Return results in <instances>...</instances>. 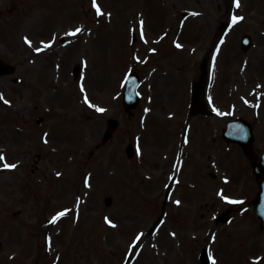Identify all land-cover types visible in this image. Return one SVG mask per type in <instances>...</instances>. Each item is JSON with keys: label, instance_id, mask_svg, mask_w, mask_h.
I'll return each instance as SVG.
<instances>
[{"label": "rangeland", "instance_id": "1", "mask_svg": "<svg viewBox=\"0 0 264 264\" xmlns=\"http://www.w3.org/2000/svg\"><path fill=\"white\" fill-rule=\"evenodd\" d=\"M52 4L37 22L29 3L11 25L0 15V58L16 68L0 78V264H200L202 249L211 264H264L257 218L236 211L258 191L250 164L222 139L241 118L264 152V0H96L101 15L93 0ZM203 62L213 114L190 116ZM133 70L141 103L127 119ZM109 118L120 126L95 150Z\"/></svg>", "mask_w": 264, "mask_h": 264}, {"label": "water", "instance_id": "2", "mask_svg": "<svg viewBox=\"0 0 264 264\" xmlns=\"http://www.w3.org/2000/svg\"><path fill=\"white\" fill-rule=\"evenodd\" d=\"M242 42L245 45L244 49H247L249 47V38L244 37ZM0 69H2L0 70V73L6 74L9 67L2 65L0 66ZM129 80L134 82L133 77H129ZM205 83H206L205 75L203 74L199 82L194 84L192 87V111H194V113L200 111L201 113L206 114L205 105L203 102V89ZM127 89L129 90L130 87L128 86ZM133 89L134 86L125 96L124 102L126 105L134 106L136 103L135 102L132 104V102L134 101V97L132 94ZM108 124H109V129H114V127L116 126V122L114 121H109ZM109 135H110V130L105 135L104 140H107ZM223 138L229 142L238 144L242 148L243 153L251 158L253 173L260 188L257 198L252 202L253 211L255 215L260 219V228L261 230L264 231V155L261 157L260 163L257 164L256 158L253 156L251 149L254 140L251 133V127L243 120L239 119L229 123L227 125V129L223 131ZM127 153L128 156L130 157L131 156L130 150L127 151ZM105 203L107 206H109L111 200L105 199ZM220 219L221 220L225 219V217L222 216V218ZM200 260H201V264H208L207 255L205 251L202 252L200 256Z\"/></svg>", "mask_w": 264, "mask_h": 264}, {"label": "flooded vegetation", "instance_id": "3", "mask_svg": "<svg viewBox=\"0 0 264 264\" xmlns=\"http://www.w3.org/2000/svg\"><path fill=\"white\" fill-rule=\"evenodd\" d=\"M51 3V0H49ZM44 2L45 0H0V7L2 6L3 3H6V11L10 14L14 13H20V12H25V4L29 3L30 5L38 4L39 7H37L36 10L33 11V16L32 19L37 17L39 14H43L45 12V7H44ZM2 8H0V15L3 14V11H1ZM43 17V16H42ZM1 36L2 34L0 33V43H1ZM1 61V58H0ZM2 240H5V238H2ZM2 244L0 243V250H1Z\"/></svg>", "mask_w": 264, "mask_h": 264}, {"label": "snow or ice", "instance_id": "4", "mask_svg": "<svg viewBox=\"0 0 264 264\" xmlns=\"http://www.w3.org/2000/svg\"><path fill=\"white\" fill-rule=\"evenodd\" d=\"M93 4H94V7H96L97 14H98V15H101L102 13H101V10H100L99 6L96 4V0H93ZM236 7H237V8L240 7V0H236ZM191 15H198V13H192ZM243 19H244L243 17H237V16H234V17H233V22L236 23V22H239V21H241V20H243ZM141 25H143V21H141ZM80 31H81L80 28H77V29H76V32H77V33L80 32ZM73 34H74V33H73ZM26 43H30V42L26 40ZM49 46H50V45H45V47H49ZM178 46H179V45H178ZM40 50H42V49H38L37 51H40ZM0 100H3V97H2V96H0ZM4 102H5V103H8L7 101H4ZM97 110H98V111H101V112L104 111L103 109H97ZM185 142H187V140H186ZM4 159H5V157H4L2 154H0V161H4ZM3 167H4L5 169H14V168L16 167V165H10V164L4 163ZM176 203L179 204L180 201H176ZM233 203H235V201H233ZM64 214H65V213H60V214H58V216H62V215H64ZM57 218H58V217H54L53 220L50 221V222H51V223H54L55 220H56ZM106 222L111 223L110 221L107 220V218H106ZM111 226L115 227V225H111ZM138 239H139V238H138Z\"/></svg>", "mask_w": 264, "mask_h": 264}]
</instances>
